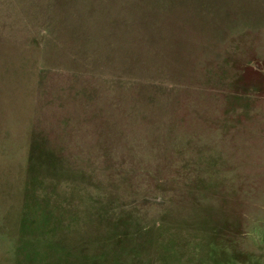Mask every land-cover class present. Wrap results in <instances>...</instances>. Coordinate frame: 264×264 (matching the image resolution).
<instances>
[{
  "label": "rangeland",
  "instance_id": "obj_1",
  "mask_svg": "<svg viewBox=\"0 0 264 264\" xmlns=\"http://www.w3.org/2000/svg\"><path fill=\"white\" fill-rule=\"evenodd\" d=\"M0 264H264V0H0Z\"/></svg>",
  "mask_w": 264,
  "mask_h": 264
}]
</instances>
